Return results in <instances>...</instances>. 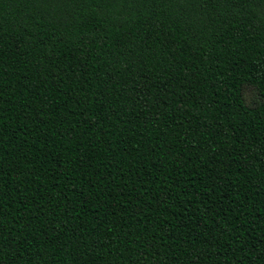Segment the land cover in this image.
<instances>
[{
	"label": "trees",
	"instance_id": "trees-1",
	"mask_svg": "<svg viewBox=\"0 0 264 264\" xmlns=\"http://www.w3.org/2000/svg\"><path fill=\"white\" fill-rule=\"evenodd\" d=\"M0 264H264V0H0Z\"/></svg>",
	"mask_w": 264,
	"mask_h": 264
},
{
	"label": "rangeland",
	"instance_id": "rangeland-1",
	"mask_svg": "<svg viewBox=\"0 0 264 264\" xmlns=\"http://www.w3.org/2000/svg\"><path fill=\"white\" fill-rule=\"evenodd\" d=\"M243 96L246 104L249 106H253L258 101V97L252 88H244Z\"/></svg>",
	"mask_w": 264,
	"mask_h": 264
}]
</instances>
